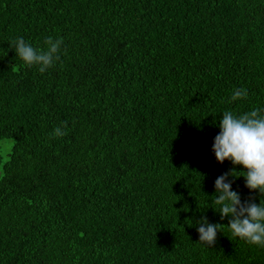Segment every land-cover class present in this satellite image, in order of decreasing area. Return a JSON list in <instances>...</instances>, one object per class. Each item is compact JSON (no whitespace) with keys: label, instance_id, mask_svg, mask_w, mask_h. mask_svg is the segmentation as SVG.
I'll return each instance as SVG.
<instances>
[{"label":"trees","instance_id":"1","mask_svg":"<svg viewBox=\"0 0 264 264\" xmlns=\"http://www.w3.org/2000/svg\"><path fill=\"white\" fill-rule=\"evenodd\" d=\"M48 36L44 73L9 47ZM257 107L264 0H0V264H264L226 226L213 246L197 232L230 219L212 203L234 167L211 150L222 113Z\"/></svg>","mask_w":264,"mask_h":264},{"label":"clouds","instance_id":"2","mask_svg":"<svg viewBox=\"0 0 264 264\" xmlns=\"http://www.w3.org/2000/svg\"><path fill=\"white\" fill-rule=\"evenodd\" d=\"M63 38L45 37L42 46L34 47L23 37L10 41L13 49L26 67L37 66L40 73L50 69L60 60ZM248 97L245 88L233 89L228 103ZM67 122H61L51 137L67 135ZM212 152L218 163L226 160L234 167L218 176L214 181L215 198L212 201L221 219L229 217L227 225L209 223L206 217L198 221L197 232L201 244L213 246L217 233L226 226L233 238H239L249 245L264 248V108H252L243 113L225 110L219 120V132L214 137ZM243 169L237 176L236 167ZM243 176L245 187L250 192H259L261 199L255 203L251 198L242 202L241 196L232 189L234 180L229 177Z\"/></svg>","mask_w":264,"mask_h":264}]
</instances>
